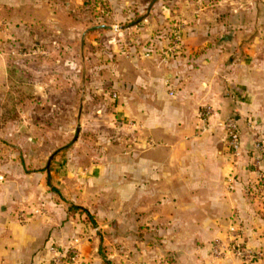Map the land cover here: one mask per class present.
<instances>
[{
    "label": "rangeland",
    "instance_id": "1",
    "mask_svg": "<svg viewBox=\"0 0 264 264\" xmlns=\"http://www.w3.org/2000/svg\"><path fill=\"white\" fill-rule=\"evenodd\" d=\"M59 1L54 12L40 14L0 3V218L20 226L45 221L55 213L47 201H57L73 211L77 232L54 245L86 238L94 254L77 264H178L167 238L147 230L145 218L134 219L143 217L145 204L132 212L128 197L120 203L116 191L115 166L129 163L140 129L120 116L114 69L122 65L128 87L135 54L143 61L165 49L164 59L172 58L185 28L197 20L261 21L263 34L264 0ZM123 190L128 196V183ZM227 237L210 243L213 259L264 264V257L216 258L214 241ZM49 240L36 252L41 264L51 261ZM246 245L264 254L261 245Z\"/></svg>",
    "mask_w": 264,
    "mask_h": 264
},
{
    "label": "crops",
    "instance_id": "2",
    "mask_svg": "<svg viewBox=\"0 0 264 264\" xmlns=\"http://www.w3.org/2000/svg\"><path fill=\"white\" fill-rule=\"evenodd\" d=\"M3 1V9H29L39 14L54 12L60 2ZM164 47H168L166 41ZM174 48L177 53L172 58L164 59L165 49L143 61L135 54L129 65L128 87L122 80L127 74L122 65L114 69L119 77L120 116L129 117L140 129V142L131 147L129 163L121 159L115 166L119 171L116 191L120 203L128 197L132 212L141 211L145 204L143 217L135 215L134 219L145 218L147 230L167 238L171 249L177 251L178 264H238L215 260L208 251L212 240L227 237L232 229L246 244L264 247L263 214L260 218L258 213L260 209L264 212V186L252 166L259 155L256 142L264 138L261 21L225 18L204 25L197 20L185 28ZM205 105L219 110L220 116L211 122L209 132L201 135L199 112ZM229 118L238 121L242 134L238 158L226 146L222 122ZM127 183L128 196L123 195ZM52 203L55 213L45 221L41 218L20 226L0 218V261L41 264L36 252L47 236L46 253L54 241L69 242L77 232L73 211L57 201H47L49 209ZM6 231L8 237L3 235ZM76 239L81 242L82 258L89 261L94 256L90 242L74 237L70 243Z\"/></svg>",
    "mask_w": 264,
    "mask_h": 264
},
{
    "label": "built area",
    "instance_id": "3",
    "mask_svg": "<svg viewBox=\"0 0 264 264\" xmlns=\"http://www.w3.org/2000/svg\"><path fill=\"white\" fill-rule=\"evenodd\" d=\"M170 95L175 96L171 91ZM220 116L219 110L212 105H205L199 112L200 124L198 131L201 135L207 134L210 129L211 122ZM222 127L225 133L226 146L231 154L238 158L242 154V134L238 121L234 118H229L222 122ZM256 151L259 156L254 158L252 165L260 184L264 186V138H260L256 143ZM235 229H232L225 240L218 238L212 246V253L216 258H227L228 256L235 257L241 262H253L254 259H261L264 254L246 245L241 236L233 234ZM48 255L51 257L49 264H77L82 258L81 242L76 239L73 243L66 246H55L52 244L48 248Z\"/></svg>",
    "mask_w": 264,
    "mask_h": 264
},
{
    "label": "trees",
    "instance_id": "4",
    "mask_svg": "<svg viewBox=\"0 0 264 264\" xmlns=\"http://www.w3.org/2000/svg\"><path fill=\"white\" fill-rule=\"evenodd\" d=\"M86 213H87V215L90 217L91 215H90V213L88 212V211H86Z\"/></svg>",
    "mask_w": 264,
    "mask_h": 264
}]
</instances>
